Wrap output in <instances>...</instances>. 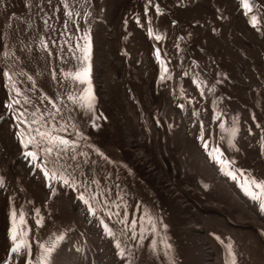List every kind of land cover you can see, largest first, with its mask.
<instances>
[{
  "label": "trees",
  "instance_id": "obj_1",
  "mask_svg": "<svg viewBox=\"0 0 264 264\" xmlns=\"http://www.w3.org/2000/svg\"><path fill=\"white\" fill-rule=\"evenodd\" d=\"M33 2L67 104L93 135L108 138L156 182H162L159 171L146 170L132 148L136 143L150 154L145 124L157 129L161 143L158 118L166 112L198 151L200 120L209 135L236 96L252 104L247 91L264 89V0ZM9 12L7 0H0V212L22 198L20 180L46 217L47 206L52 209L59 228L74 216L87 238L104 240L108 264H124L129 256L135 261L138 202L125 169L81 137L47 95L18 30L7 24ZM6 39L29 79L7 66ZM254 113L262 126L261 137L252 126L255 142L264 144V121L256 108ZM50 137L69 144L56 147ZM11 243L0 234L3 254Z\"/></svg>",
  "mask_w": 264,
  "mask_h": 264
},
{
  "label": "rangeland",
  "instance_id": "obj_2",
  "mask_svg": "<svg viewBox=\"0 0 264 264\" xmlns=\"http://www.w3.org/2000/svg\"><path fill=\"white\" fill-rule=\"evenodd\" d=\"M29 2L30 3H28L27 0H23V2H22V0H21L20 4L22 7L19 8V11H13L12 12L10 10L9 20H8L7 24L9 25L10 23H12L15 26V28L18 30L20 37H21L23 43L25 44V50L27 52V56L31 60L30 54H31V52H33V53L35 52L34 45L32 44V42H31V40L27 34L26 27H25V21L26 20L22 16L21 12H23V11L29 12L28 8H30V12L33 13L36 22L39 23V25L42 27L41 29L43 30V32H44V26L45 25H44L43 17L40 15V12L38 10L37 4H35V2H33V0H29ZM31 4L33 5V7H31ZM27 39H28V42L30 43V45H28L29 43L27 42ZM25 41H26V43H25ZM7 42H9V41L6 39L4 46H3V49H4L3 52L4 53L2 52L3 55L7 56V57H5V62L7 64V66L12 71H15V70L20 71L23 75H25L27 77V79H29V76H28L27 72L25 71V69L21 65H19L15 62L16 60L14 59L13 55L10 52L9 43H7ZM5 51H6V53H5ZM33 62L35 63L34 59H33ZM127 79H130V77L127 76ZM39 80L42 82V84L44 86L48 87L40 77H39ZM35 87L38 88L37 86H35ZM46 91H47L46 92L47 95L48 94H49V96L51 95V97L54 99V101H56V99L53 97V94L50 91L49 87L46 89ZM53 99H51V100H53ZM241 122L243 123V121H241ZM225 127L227 128V130L223 133V135L221 136V139H226L232 143L234 140V137H237V133L235 132V127L233 125V132L230 131V127H227V125H225ZM155 130L157 131V129H155ZM177 132L179 133L180 131L177 129ZM242 134H243V130H242ZM179 135H180V133H179ZM239 138H247L248 139V137L245 135L239 136ZM165 139H167V137ZM243 141L244 142H242V143L238 142V144L243 145V147L245 149L247 148L248 151H252L248 147L247 140L244 139ZM155 146H156V149L162 155H164V153L166 152L167 158L172 159L173 163L174 162L179 163V167L177 169H174L173 173H172V171L171 172L168 171L167 173L159 171L160 175H162V177H165L166 183L173 186L174 192L177 195L180 192H185L186 194L189 195L190 193L186 189H196L197 190L196 186H198V184L195 183L197 181L191 180L189 182V184H187V183H185V179H187L190 176L191 172L193 174H195V176H196L197 173L195 171H197V169L200 167L199 164H202V163L198 161L199 162V164H198L197 161L194 160L193 158H191L190 155H183L182 156V153H180L181 149H182V144H181V140L179 139V137L175 134L173 136L172 132H171V134L168 136V142H166L165 148H162L160 144L155 145ZM191 148H192L193 153L196 152V154H198V151L196 150L195 145H191ZM222 148L229 150L230 153L232 152L231 145L227 146V147H222ZM241 149H243V148H241ZM133 150L135 151L136 154L144 155L143 152L140 151L138 145H136L135 143H133ZM161 154H159V156L163 157ZM144 156L146 158H148L146 155H144ZM233 162L234 163L237 162L234 155H233ZM148 164L150 167L154 166L150 160L148 161ZM239 165L245 167V169L247 170V166H248L247 161L241 162V163H239ZM262 165L259 163V166L263 167V169H264V164H262ZM161 170L165 171L166 169H161ZM198 172H199V175L202 174L204 172V167L200 168ZM145 177L148 179V182L151 184V186L153 187V189L155 190V192L157 193V195L159 197L161 217L165 216L167 218V221L169 224H176V222L174 221V219H175L174 216H180L182 214L181 212L178 211V208L176 207V206H178L177 200L174 199L173 197H171L170 195H167L164 185L160 182H156L154 180L153 176L145 175ZM185 185H186V189H185ZM144 186L147 189V191L149 192L150 199L152 201V204H153L154 210H155V204H157V206H158L156 196L154 193H152V190H150V186L148 184H144ZM224 197H225L226 201L229 202V204L231 206H233V211H232L233 215H236L238 218H240L239 221L236 222L235 228L237 230H239L240 227H248V230L243 235H241L239 238L241 250L244 252H249V262L251 264H258L259 259H260L259 258L260 251L255 250L253 247H252L253 249H251L250 245H252V241H250V240H253L254 237H256V235H257V239H259L260 243H261V245H260L261 248H263L264 241L261 240L260 236L257 234V226L251 220L256 221L257 225L264 224V219L261 216V213L258 211H254L252 208H249V211L252 214V216H248L249 215L248 211L243 207L242 208L244 209L245 214H244V211H241V209L234 210V208L236 207V201L233 199V195H230L228 193V191L226 190V191H224ZM181 198L183 200L184 205L188 208L189 213L199 214V211H201L202 208L200 207V205L196 199H194V198L188 199V197H185L183 195L181 196ZM199 201L203 202L204 200L200 199ZM256 206L258 208H261L262 206H264V202H257ZM204 207L207 210H210L209 213H213L214 210L219 209L218 206H215L213 204H205ZM190 208H192V210ZM141 209H142V205H141ZM202 214L205 216L206 212L203 211ZM155 215H156V213H155ZM142 216H143V221L145 224L146 231H149V225H147V224H150V222H151L150 215L148 212H143ZM241 220H244V221H241ZM193 222H194V218H191L188 223L191 225V224H193ZM14 225H15L14 218L10 214L7 215L4 218V221L2 222L4 232H8L10 234H12V230L15 229ZM146 225H147V227H146ZM197 226H198V228H196L197 230H202L203 226L201 223H198ZM178 227L181 228L180 226L174 227L175 232H178L181 234L182 237L187 238V240L190 243L195 242L199 249H201V248L198 245V243L201 242L202 250H204L202 241H197L194 237L192 238V237L184 236L185 230L183 228L178 229ZM162 228H163V225H162ZM192 229H195V228H192ZM209 229H215V225L211 224L209 226ZM15 232H16V230H15ZM45 232L50 233V234L53 232L52 234L54 235L53 242H51L52 244H50V245H54V250L51 251V253L47 256V258H45L44 250H45V243L49 242V241L46 239V237H44L40 241V243H44V245L42 247H40L39 244L38 245L35 244L36 235L34 234L32 237L31 236L29 237V240L31 241V247L36 249V251L40 250V248H41V250H43L41 255L39 252H31L30 253V256H31L30 262H32V260H33L34 263H29V262L26 263V261L28 259V252L27 251L22 252V250H20L19 252H15V256H14V259L11 262V264H38L39 262H42L41 264H76L75 261L73 262L70 259H65V257L62 255V254H64V251L59 252L58 242H60L61 240L63 241L64 238L59 236V233L57 232V230L55 228H53L52 230L47 229V230H45ZM237 232H239V231H237ZM50 234H48L47 236L49 237ZM16 235H17V241L15 243L21 244L23 242L22 237L24 234L22 236H20L19 233L17 232ZM197 235L202 236L203 240L205 242L208 240V237L206 235H204V233L202 231L198 232ZM58 238H60V239H58ZM149 238H150V234H149ZM184 238L181 239L182 244L180 247H181V251H183V253H186L187 249L183 243V242H186V240H184ZM179 239H180V237H179ZM145 241H146V239H145ZM249 243H250V245H249ZM139 245L141 246V248H139V254H140L139 264H142V255H141L142 250L141 249L143 248V246H142L141 242ZM165 249H166V243L163 240L162 234H161L160 238H159V247L157 249L158 256H164L165 257ZM250 249H251V251H250ZM254 250H255V253H254ZM153 252H154V249H153ZM193 252H196V251H193ZM101 254H102L101 252L98 254L95 252L93 253V256L97 259L96 264H102V261L98 259ZM182 255H184V254H182ZM257 256L259 259L257 258ZM2 259L3 258H0V261ZM202 259H203L202 264H215L216 257H215L214 251H212L210 254H209V252L205 251L202 255ZM156 260H157V254H156ZM4 263H6V261L0 262V264H4ZM150 264H152V263H150ZM238 264H239V262H238Z\"/></svg>",
  "mask_w": 264,
  "mask_h": 264
},
{
  "label": "bare ground",
  "instance_id": "obj_3",
  "mask_svg": "<svg viewBox=\"0 0 264 264\" xmlns=\"http://www.w3.org/2000/svg\"><path fill=\"white\" fill-rule=\"evenodd\" d=\"M10 10L13 11H19L20 5L16 2V0H10V2L8 3ZM22 16L24 17L25 21V27L27 34L29 36L28 33V24L29 22L32 20V16L33 13L29 12H21ZM30 38V36H29ZM31 40V39H30ZM28 42V39H27ZM32 42V40H31ZM29 43V42H28ZM32 44L34 45V43L32 42ZM30 45V43L28 44ZM31 47V46H30ZM34 50H35V46H34ZM33 51V50H32ZM36 52V51H35ZM31 52V57L34 59L35 63L37 64V72L39 74V77L43 80V82L49 87L50 91L53 94V97L56 98L57 101H61L59 99V96L56 94V90L54 88V84L52 82V78L50 75H48L43 67L41 66V64L39 65V60L36 56V53ZM70 117L72 118V120L74 121V125L77 128V130L79 131L80 134L87 136V132H86V128H85V124L83 123L82 120H80L79 118H77L75 116V113H71L69 112ZM98 147L101 148L104 151L109 152V150L115 154V155H119V151L114 149L113 146L109 145L108 143H103V142H99L97 143ZM99 151V150H98ZM135 182L138 183L139 179L137 177H135ZM139 186V201L142 205V211L143 212H148L150 217H152L154 219L155 217V210H154V206L152 204V201L150 199V195L149 192L147 191V189L145 188L144 184L142 182L138 183ZM178 229H181L178 227ZM150 237H151V241L149 242V246L146 248V250L142 251V256H143V264H150L151 263V257H152V253H153V249L155 246V228L152 227L150 228ZM198 245L200 246V248L202 249V244L201 242L198 243Z\"/></svg>",
  "mask_w": 264,
  "mask_h": 264
},
{
  "label": "water",
  "instance_id": "obj_4",
  "mask_svg": "<svg viewBox=\"0 0 264 264\" xmlns=\"http://www.w3.org/2000/svg\"><path fill=\"white\" fill-rule=\"evenodd\" d=\"M8 1L10 2V0H8ZM27 2H29V0H27ZM28 32H29L30 39L35 44L38 60H39V62L41 64V66L43 67L44 71L48 75H50L51 78H52V82L54 84V88L56 90V94L59 96V99L61 100V101H57L58 104L60 105V107L62 108V110L64 111V113L68 117V119L71 120L72 123H74V121L72 120V118L69 115V112L73 113V111L71 110V108L65 102V100L63 98V95H62V92L60 91V89L58 87V83H57V80H56V77H55V70H54V66H53L51 53H50V51L48 49V46H47V44L45 42V38H44V35L42 33V30L39 28V26H38L36 20L34 19V17H32V20L28 24ZM88 136H90L91 139L93 140V142H95V143L103 142L104 144L108 143L109 145L113 146L107 139H98L95 136L91 135L89 132H88ZM103 152L106 155L110 156V154L106 153L105 151H103ZM109 152L111 153V155H115L110 150H109ZM110 157H112V156H110ZM112 158L122 161L127 166L129 174L134 176L133 168L131 167L130 164H128L125 161L124 158H120V157H116V156H114ZM133 181H135V179H133Z\"/></svg>",
  "mask_w": 264,
  "mask_h": 264
},
{
  "label": "snow or ice",
  "instance_id": "obj_5",
  "mask_svg": "<svg viewBox=\"0 0 264 264\" xmlns=\"http://www.w3.org/2000/svg\"><path fill=\"white\" fill-rule=\"evenodd\" d=\"M244 7H245V8H248L249 11L251 10V8H250V6H249V4H248L247 2H245ZM157 38H158V37H157ZM77 78H79V77H77ZM93 99H94V97H92V96L87 97L88 107H91V106H92V101H93ZM43 135H44V134L41 133V136H43ZM50 142H51L54 146H56V147H59V146H61V145H63V146H67V145L69 144V141H67V140H64V139H57V138H51V137H50ZM47 151H48V152H52V151H53V148L50 147V148L47 149ZM29 155H34V154H33V153H29ZM53 178H55V176H53ZM61 178H62V177H61ZM65 182L67 183V181H65ZM257 186L259 187V185H257ZM12 215H13V217H15V216H16V213L13 212ZM58 239H60V238H58ZM11 240H12L13 242H16V241H17V235H16V232H15V229L12 230ZM20 248H21V244H20V243H15L14 247L12 248V251H14V252H19V251H20ZM53 250H54V245H50V246L46 247L45 250H44L45 258H47V256H48V255L51 253V251H53Z\"/></svg>",
  "mask_w": 264,
  "mask_h": 264
}]
</instances>
